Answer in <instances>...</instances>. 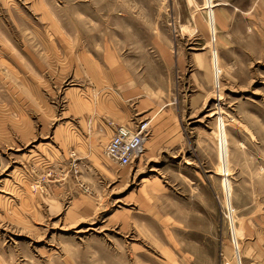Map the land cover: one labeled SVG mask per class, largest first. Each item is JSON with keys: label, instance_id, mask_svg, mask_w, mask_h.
<instances>
[{"label": "rangeland", "instance_id": "obj_1", "mask_svg": "<svg viewBox=\"0 0 264 264\" xmlns=\"http://www.w3.org/2000/svg\"><path fill=\"white\" fill-rule=\"evenodd\" d=\"M0 264H264V0H0Z\"/></svg>", "mask_w": 264, "mask_h": 264}, {"label": "built area", "instance_id": "obj_2", "mask_svg": "<svg viewBox=\"0 0 264 264\" xmlns=\"http://www.w3.org/2000/svg\"><path fill=\"white\" fill-rule=\"evenodd\" d=\"M120 127L106 148L107 155L120 164H130L134 154L142 150V142L148 136V124L139 123L135 131ZM126 129V130H125Z\"/></svg>", "mask_w": 264, "mask_h": 264}, {"label": "crops", "instance_id": "obj_3", "mask_svg": "<svg viewBox=\"0 0 264 264\" xmlns=\"http://www.w3.org/2000/svg\"><path fill=\"white\" fill-rule=\"evenodd\" d=\"M124 85H123V87L124 88H127L128 86H127V84H125V83H123ZM126 93H127V95H125V93H123V95L125 96V100L126 99H131L132 97H129V96H132L133 95V93L130 91V89H128V90H126ZM125 100H124V102H125ZM126 103V104H125ZM125 103H123V105L119 108V109H123L122 110V117L124 118V120H128V118L130 117V116H132V107L130 106V104L128 103V101L126 100V102ZM149 104H150V101L149 100H143V101H141V103H140V106H142V107H144V109H146V108H149ZM118 115V114H117ZM154 116V119L159 115L158 114V111L157 112H155V114H153ZM156 116V117H155ZM118 117V120H119V115L117 116ZM152 117V118H153ZM166 117V115L165 116H163V117H161L160 118V120H162V121H164V118ZM151 118V119H152ZM154 119H152V120H154ZM115 121H117V120H115ZM173 125V124H172ZM171 124H169V123H165V127L163 128V129H169L171 126H172ZM167 126H170V127H167ZM177 126H175V128H176ZM154 128H156V126L154 127ZM177 130V129H176ZM178 131V133H176V137L179 139L180 138V136H181V138H182V135L180 134V132H179V130H177ZM168 138H165V140L164 139H162V140H156V142H154V143H151L150 144V146L148 147L149 148V154H150V156H156L157 154H158V152H160V151H166L167 149H169V148H172V146H174V142L172 143H170V141L169 140H167ZM182 140V139H181ZM181 140H180V142H181ZM177 142H178V140H177ZM167 148V149H166ZM182 150V149H181ZM181 150H180V152H181ZM149 159H152V157H149Z\"/></svg>", "mask_w": 264, "mask_h": 264}, {"label": "bare ground", "instance_id": "obj_4", "mask_svg": "<svg viewBox=\"0 0 264 264\" xmlns=\"http://www.w3.org/2000/svg\"><path fill=\"white\" fill-rule=\"evenodd\" d=\"M140 123H143V122H140ZM138 124H139V123H138ZM138 124H137V125H138ZM147 124H148V123H147ZM137 125H136V127H137ZM121 127H124V128L130 129V130H132V131H135V129H136L135 126H132V125H131V126H121ZM148 127H149V125H148ZM119 128H120V127H119ZM124 128H121V129H124ZM117 130H118V129H117ZM125 130H126V129H125ZM116 133H117V132H116ZM115 135H116V134H115ZM114 137H115V136H114ZM114 137H113V138H114ZM113 138H112V139H113ZM112 139H111V140H112ZM110 142H111V141H110ZM110 142H109V143H110ZM144 142H145V140H144ZM144 142H142V150H141L142 152H143V150H144ZM109 143H108V145H109ZM108 145H107V146H108ZM141 151L138 152V153H136V154H134V156L132 157V160H131V163H130V164H126V165H124V164H120V163H118V162H116V161H115V162L118 163V164L121 165V166H129V165H132V164L134 163V161H135L137 155H138V154L140 155V154L142 153ZM106 154H107V153H106ZM107 156H108V155H107ZM108 157H109V156H108ZM109 158H110V157H109ZM113 161H114V160H113Z\"/></svg>", "mask_w": 264, "mask_h": 264}]
</instances>
